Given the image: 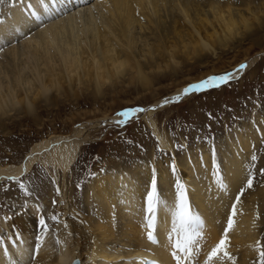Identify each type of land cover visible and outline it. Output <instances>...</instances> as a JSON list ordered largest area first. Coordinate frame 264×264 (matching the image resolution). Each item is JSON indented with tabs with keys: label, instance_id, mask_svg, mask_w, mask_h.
Masks as SVG:
<instances>
[{
	"label": "bare ground",
	"instance_id": "obj_1",
	"mask_svg": "<svg viewBox=\"0 0 264 264\" xmlns=\"http://www.w3.org/2000/svg\"><path fill=\"white\" fill-rule=\"evenodd\" d=\"M249 2L243 3L248 15L233 7L237 0H5L0 4V41L7 45L0 52V150L15 152L8 157L0 151V188L23 177L27 184L21 193L0 191L5 206L0 213V264H70L74 257L80 264H144L148 259L175 264L167 239L170 214L164 209L157 213L159 244L148 241L142 227L153 169L164 178L160 194L170 206L177 177L194 190L190 200L207 224L202 264L219 241L249 172L264 167V114L250 116L242 129L215 135L200 154L186 150L179 160L173 159L175 175L166 155L159 158L150 146L129 165L104 161L88 178L80 204L72 196L84 126L73 136L57 130L47 136L30 135L43 130L42 117L51 109L61 112L60 96L79 103L78 83L90 89L93 99L126 76L137 87L149 88L154 80L173 75L179 62L198 63L209 51L230 47L238 36L255 37L264 27V13ZM260 4L264 11V1ZM5 119L12 121L10 129ZM154 132L160 145L173 153L170 136L157 133L155 127ZM36 164L44 174L29 181L32 188L27 182ZM218 175L227 191L220 187ZM25 192L31 195L21 197ZM52 199L60 220L54 227L51 213L46 212L47 217L43 213ZM238 208L228 251L236 257L235 264H259L264 176L255 177L254 187L244 193Z\"/></svg>",
	"mask_w": 264,
	"mask_h": 264
},
{
	"label": "rangeland",
	"instance_id": "obj_2",
	"mask_svg": "<svg viewBox=\"0 0 264 264\" xmlns=\"http://www.w3.org/2000/svg\"><path fill=\"white\" fill-rule=\"evenodd\" d=\"M237 1L238 5L234 4L233 7L240 8L245 15H248L247 11L245 12L243 3H248L250 0ZM263 1L251 0L249 5L258 6L260 9L259 14H262L261 12L264 13V11L260 3ZM236 38L238 39L233 41L230 47L215 48V51H209L207 57H205L206 60L204 58L203 61H198V63L193 60L179 62L180 65L177 64V69L173 75L154 80L149 88L137 87L136 84L127 81L126 76L125 78L116 79V84L110 91L106 87L103 88V94L96 99L91 96L90 89L86 90L79 83L75 86L79 95V103L76 104L74 99L65 100L62 96L59 97L63 101L60 103L62 105L61 112L56 114L51 109L50 113H47L48 116L42 117V122L45 123L43 130L33 132L30 137L37 134L47 136L56 130L58 131L57 134H72L71 136H73L76 129L84 126L83 136L81 137L84 140L81 143L77 163L74 165L79 176L76 178L77 183L74 185L72 197L75 196L73 199L78 204L82 201L81 192L84 186L87 185L93 172L102 167L104 161L122 160L129 165L133 161L137 162L141 159V153L150 146L159 158L166 155L170 167L175 159L179 160L180 157H183L181 155L186 150L188 152L196 150L197 154H200L201 148H204L206 144L208 145L209 141L214 140L215 135L227 134L226 132L230 133L236 128L238 130L242 129L240 126L250 116L252 118L256 113L264 114V27L260 28L258 34L251 39L244 36ZM251 59L254 60L249 65ZM242 63L247 64V67L243 70L239 68ZM226 72L236 73L233 75L234 79L229 83L205 92L187 96L182 95L187 84L207 76L220 75ZM178 88L181 90L176 92ZM177 95H180V99L178 101L173 100V97ZM165 99L170 102L164 104ZM137 106L143 107L147 111L137 114V117L132 118L130 122L123 125L116 123L117 120L122 119V117L117 118V112L128 107ZM153 106H155L154 109ZM149 112L152 115L146 116ZM43 114L45 113L43 112ZM11 120L14 121V118ZM11 120L5 119L4 121L8 129L12 127ZM41 127V125L35 126V130L38 131ZM154 127L157 133H165L170 136L174 145L173 153L170 149L165 150L160 145ZM20 129L23 128L20 127ZM260 145V148H262V143ZM0 151L1 154L8 157L15 155L14 150H7V148L1 147ZM260 152L263 151L260 150ZM36 167L39 169L38 172ZM258 172H254L255 177L261 176ZM42 173L44 174V169L36 164L28 176L30 178L27 183L31 185H29L30 187L33 188V185L29 181L35 182L33 180L39 176L38 174L41 175ZM171 174L173 173L171 172ZM24 178L8 181L5 186L0 188L1 194L2 192L21 193L26 191V188H23V186H27L24 183ZM26 194L31 195V193L25 192L20 196L24 197ZM14 195H17V193ZM2 197H0V213L5 208L1 203ZM55 204L54 199L49 202L48 209L43 211L45 217H47V213H51V217L57 216L55 211L57 205ZM50 207L52 208L50 209ZM50 221L53 222L52 219ZM54 222L55 224L52 223L53 227L57 226L59 224L57 222H60V220H54ZM262 237L264 238V231ZM119 261H123L122 257Z\"/></svg>",
	"mask_w": 264,
	"mask_h": 264
},
{
	"label": "snow or ice",
	"instance_id": "obj_3",
	"mask_svg": "<svg viewBox=\"0 0 264 264\" xmlns=\"http://www.w3.org/2000/svg\"><path fill=\"white\" fill-rule=\"evenodd\" d=\"M5 3V0H0V4ZM25 39L28 36L25 35ZM18 42V41H17ZM0 52L4 51V46H7L5 42L0 41ZM247 67L246 63L239 65L241 70ZM234 79L233 73L226 72L220 75L207 76L196 82L187 84L182 92V95L187 96L189 94L201 93L210 89L219 88L222 85L229 83ZM180 95L173 97V100H179ZM170 101L165 99L164 104ZM155 106H153V109ZM147 109L143 107H128L116 115L122 117L116 121L118 125H123L130 122L132 118L137 117V114L143 113ZM252 160H256V156H252ZM170 171L175 175L177 169L175 165L170 166ZM261 176H264V168L259 169ZM163 176H161L155 169L152 170V175L149 181V186L145 192V204L143 207V223L142 227L146 230V238L152 244H159L157 233L158 226V211L160 209L166 210L171 216V227L167 232L168 243L171 247V257L175 261V264H201L200 256L203 251L202 245L205 243V234L207 231V224L202 215L193 206L189 193L194 191L189 189L188 185L179 177L175 179L174 184V204L170 206L166 200H164L160 194V188L162 187ZM220 187L227 191V184L223 178L218 175ZM255 176L250 171L247 180L243 187H241L236 194L235 201L231 205V209L227 215L226 226L223 228L222 235L219 241L211 247L206 255L203 257L202 264H218L224 260L232 261L235 264L236 257L228 251L229 247V233L234 229L236 225L235 217L239 212L238 205L241 203V197L244 193L254 187ZM257 218L259 216L257 215ZM51 219L58 220V216H52ZM41 225L46 228L47 225L43 219L40 220ZM258 261L259 264H264V244L257 242ZM73 264H78L77 261H73ZM147 264H158V261L151 260Z\"/></svg>",
	"mask_w": 264,
	"mask_h": 264
},
{
	"label": "water",
	"instance_id": "obj_4",
	"mask_svg": "<svg viewBox=\"0 0 264 264\" xmlns=\"http://www.w3.org/2000/svg\"><path fill=\"white\" fill-rule=\"evenodd\" d=\"M77 261L78 262V264H80V259L78 258V257H74L72 260H71V262H70V264H73V261Z\"/></svg>",
	"mask_w": 264,
	"mask_h": 264
}]
</instances>
